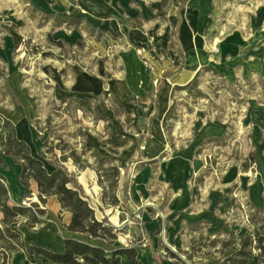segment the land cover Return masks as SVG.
Listing matches in <instances>:
<instances>
[{"label": "rangeland", "instance_id": "1", "mask_svg": "<svg viewBox=\"0 0 264 264\" xmlns=\"http://www.w3.org/2000/svg\"><path fill=\"white\" fill-rule=\"evenodd\" d=\"M261 34L264 0H0V170L3 122L27 118L31 156L67 173L117 236L81 240L134 248L142 264L238 261L246 244L259 256L264 209L249 200L247 161L251 126L264 125V74L251 67ZM4 170L21 198L20 167ZM34 182L22 206L39 202ZM54 200L42 206L54 237L22 228L52 251Z\"/></svg>", "mask_w": 264, "mask_h": 264}, {"label": "trees", "instance_id": "2", "mask_svg": "<svg viewBox=\"0 0 264 264\" xmlns=\"http://www.w3.org/2000/svg\"><path fill=\"white\" fill-rule=\"evenodd\" d=\"M9 130L10 136L1 146L6 150L5 155L11 156L15 162L22 166L20 183L28 188L27 180H34L38 187L39 202L31 203L30 207L10 206V190L0 176V213L3 214V228H0V255H4L5 262L16 252L22 251L27 256L37 259L44 258L51 264H121V258L126 257L128 264H142L138 260L136 249L118 248L108 254L105 249L87 242L74 239L63 240V253H57L51 249L38 246L35 240H28L23 227L34 229L43 224L42 219L46 210L42 206L47 204V199L56 196L63 211L72 214L70 224L66 227L70 233H79L89 236L94 240H103L114 244L117 239L113 227L105 225L96 219L94 210L76 189L69 188V184H76L63 170L58 169L49 174L43 162L31 156L29 146L19 141L12 124L3 122ZM21 153L23 154L21 156ZM247 162L256 164L255 154L252 153ZM62 214V211H61ZM257 250L260 252V264H264V237L257 241ZM248 244L240 250L238 257L242 260H227L222 264H248L252 258V251H246Z\"/></svg>", "mask_w": 264, "mask_h": 264}, {"label": "crops", "instance_id": "3", "mask_svg": "<svg viewBox=\"0 0 264 264\" xmlns=\"http://www.w3.org/2000/svg\"><path fill=\"white\" fill-rule=\"evenodd\" d=\"M261 41H262V47L261 49L259 50V54H260V51L263 53L262 54V57L260 58H257V59H254V62H257V64L254 65L251 64L252 68L260 75L264 74V34L262 35L261 34ZM253 62V61H252ZM82 82V81H81ZM85 84L82 83L81 84V88L82 90H84V87ZM19 110H23L25 111L22 106L19 108ZM264 111V110H263ZM14 120V119H13ZM15 132H16V137L19 141H23L25 142L28 146H30L31 144H33V135L31 133V131L29 130V124H28V119L25 118V120H22L20 119V124H16L15 126ZM253 127V128H252ZM252 130H251V145L254 146V150H255V157H256V170H257V174L255 176V179L252 183H249V200L250 202L252 203V205L256 208H263L264 209V125L262 123H258V124H254L251 126ZM249 143V144H250ZM246 157V156H244ZM3 162L5 163V167L6 166H11L12 168L15 167V166H19L20 167V171H19V174L22 172V166L19 165V164H14L13 165V162L15 163L14 161V158L11 157V156H8V155H5L3 156ZM4 166L2 167L3 169L0 170V176H2L3 178L7 177L8 175V172L10 171H5ZM242 173L240 172L239 175H241ZM243 175H246L245 173ZM245 180V179H244ZM242 181H243V178H242ZM35 183V186L37 187V184L36 182ZM21 184V183H20ZM22 186V185H21ZM22 192H23V195L21 198L19 199H15L13 197V194L11 193L10 195V199L8 201V204L10 206H20L21 204H24L26 199L28 198L26 195L27 193V188H25L24 186H22ZM11 191V190H10ZM54 196L52 197H49L47 199L48 203H50V200L53 198ZM55 202L57 203L58 205V208H57V211L54 212V213H58L60 214V216L63 218V222H62V227H60V234L62 235L60 238H55L58 240V245L56 248H53L54 249V252H57V253H63L64 252V247H63V240L64 239H74V240H78V241H83L81 240L79 237L80 236H86L84 234H79V233H70L68 230H67V226L70 224L71 222V219H72V214L68 211H63L62 208H61V205L58 201V198L55 196ZM61 211H62V214H61ZM4 219V216L2 213H0V221H3ZM45 227H49L51 230H50V234L54 237V234L57 229L54 228L53 226H49L47 223H43L41 225V228L39 229V232L45 228ZM39 232L37 234V237L39 235ZM88 238H90L89 236H86ZM92 239V238H90ZM37 240V239H35ZM61 242H62V245H61ZM83 242H87V241H83ZM37 243V241H36ZM87 243H90V242H87ZM91 244V243H90ZM38 245V243H37ZM38 246H41V245H38ZM12 257H13V260H23V259H28V258H35L33 256H27L24 252L22 251H19V252H16L14 254H12ZM0 260H5V257L4 255H0ZM144 261L145 264H155V260H153V258H148V260H142ZM121 264H128V261L127 260H121ZM248 264H260V258L259 256H253L250 261L248 262Z\"/></svg>", "mask_w": 264, "mask_h": 264}]
</instances>
